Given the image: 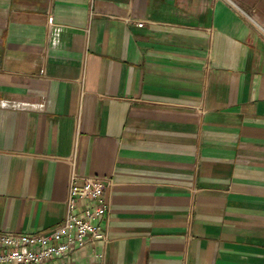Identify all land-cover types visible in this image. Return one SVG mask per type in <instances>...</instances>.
<instances>
[{
  "label": "crops",
  "instance_id": "1",
  "mask_svg": "<svg viewBox=\"0 0 264 264\" xmlns=\"http://www.w3.org/2000/svg\"><path fill=\"white\" fill-rule=\"evenodd\" d=\"M73 166L111 212L72 264H264V0H0V231Z\"/></svg>",
  "mask_w": 264,
  "mask_h": 264
},
{
  "label": "built area",
  "instance_id": "2",
  "mask_svg": "<svg viewBox=\"0 0 264 264\" xmlns=\"http://www.w3.org/2000/svg\"><path fill=\"white\" fill-rule=\"evenodd\" d=\"M48 21L52 23L53 17ZM110 185L109 177L83 176L73 166L61 223L46 233L1 230L0 264H72L71 255L78 249L106 244Z\"/></svg>",
  "mask_w": 264,
  "mask_h": 264
}]
</instances>
